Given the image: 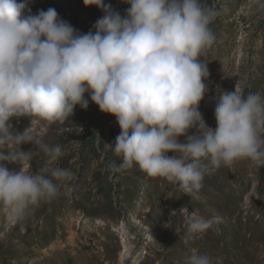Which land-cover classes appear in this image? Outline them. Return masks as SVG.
Listing matches in <instances>:
<instances>
[{"label": "clouds", "instance_id": "clouds-1", "mask_svg": "<svg viewBox=\"0 0 264 264\" xmlns=\"http://www.w3.org/2000/svg\"><path fill=\"white\" fill-rule=\"evenodd\" d=\"M30 2L0 0V213L10 224L73 179L70 169L54 166L65 155L61 145L44 143L31 126L19 132L10 120L63 122L77 105L88 108L86 94L121 128L109 145L121 158L113 171L138 167L191 194L221 165L247 159L264 167V94H245L240 80L235 91H220L214 129L199 110L209 77L200 57L216 40L213 7L202 0H123L130 7L122 16L105 0H84L104 12L95 31L84 34L55 8L31 14ZM25 144L34 150H22ZM39 152L46 159L34 172ZM218 219L193 213L186 236L206 232ZM187 264L212 262L193 251Z\"/></svg>", "mask_w": 264, "mask_h": 264}, {"label": "rangeland", "instance_id": "rangeland-1", "mask_svg": "<svg viewBox=\"0 0 264 264\" xmlns=\"http://www.w3.org/2000/svg\"><path fill=\"white\" fill-rule=\"evenodd\" d=\"M262 2L202 0L218 13L210 25L216 40L200 57L207 62L209 77L199 110L213 129L220 91H235L240 80L245 94H264ZM105 4L122 16L130 7L123 0ZM50 7L84 34L95 31L94 24L104 15L84 0L29 3L33 15ZM85 98L88 108L77 105L63 122L10 120L19 132L31 126L44 143L61 145L65 155L54 166L70 169L73 179L60 185L55 198L33 206L22 222L10 224L0 213V264H187L193 251L207 255L212 264H264V167L247 159L221 165L191 194L138 167L113 171L110 166H118L121 158L109 145L121 128L115 116L103 113L87 94ZM34 148L22 145L24 151ZM45 159L37 153L31 170L42 169ZM193 213L219 219L206 232L188 238L187 221Z\"/></svg>", "mask_w": 264, "mask_h": 264}, {"label": "crops", "instance_id": "crops-1", "mask_svg": "<svg viewBox=\"0 0 264 264\" xmlns=\"http://www.w3.org/2000/svg\"><path fill=\"white\" fill-rule=\"evenodd\" d=\"M263 42V41H262ZM264 44V43H263Z\"/></svg>", "mask_w": 264, "mask_h": 264}]
</instances>
